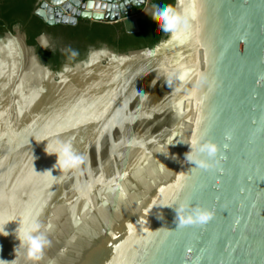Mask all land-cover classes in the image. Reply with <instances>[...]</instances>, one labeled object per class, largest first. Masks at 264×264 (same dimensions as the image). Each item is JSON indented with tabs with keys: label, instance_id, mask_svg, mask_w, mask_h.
I'll return each mask as SVG.
<instances>
[{
	"label": "water",
	"instance_id": "water-1",
	"mask_svg": "<svg viewBox=\"0 0 264 264\" xmlns=\"http://www.w3.org/2000/svg\"><path fill=\"white\" fill-rule=\"evenodd\" d=\"M195 2L182 41L103 45L95 60L90 50L57 68L20 27L0 37V217L17 219L0 235V264H12L25 216L51 241L37 264H264V0ZM152 12L150 0H36L33 15L46 25L130 20L138 31ZM181 67L184 79L169 81L164 70ZM45 137L71 140L80 169L45 174L56 159L37 142ZM194 139L220 146L218 168L185 160ZM185 200L212 219L175 228L166 204ZM16 258L32 264L23 249Z\"/></svg>",
	"mask_w": 264,
	"mask_h": 264
},
{
	"label": "clouds",
	"instance_id": "clouds-1",
	"mask_svg": "<svg viewBox=\"0 0 264 264\" xmlns=\"http://www.w3.org/2000/svg\"><path fill=\"white\" fill-rule=\"evenodd\" d=\"M152 14L159 17V27L162 33L169 34L173 41H182L187 38V29L190 26L191 20L198 14V8L195 0H192V2L176 0L175 5L160 0L154 6ZM39 43L41 47L48 48V40L44 34L39 37ZM68 51L70 52L69 59H73L78 55V52L74 49H68ZM102 54V50H91L89 57L95 60ZM71 70L69 65L66 64L64 66L65 72H70ZM164 71L167 73L169 81L173 78L183 80L186 75V70L183 67L174 70L165 69ZM225 135L226 138H231L230 133H226ZM40 141H46L44 152L49 155L54 154L56 157L52 167L43 171L52 177L53 180L56 177V175L52 174L53 169L68 173L80 169L85 161L84 155L74 148L71 140L60 139L58 137H45L37 142ZM189 146L190 150L184 154V158L186 161L194 162V167L206 171L218 168L220 159L224 158L223 153L220 151V146L214 141L194 139ZM160 152L166 155L164 151ZM161 164L166 167L163 163ZM120 179H123V177H120ZM110 183L114 185V188L110 190L118 193L119 199H126L127 191L123 185L115 180ZM166 205H175V228L186 225L203 226L214 215L213 211L209 208L194 204L190 200L180 201L178 203L173 201V203ZM14 220L17 221L15 217H0V235H8L5 226L8 222ZM41 227V223L35 216H25L22 221L18 222V226L14 230V235L19 243L14 249L15 257L11 260L12 264H19V260L16 257L20 255V249H23L24 258L27 261H31L32 264H37L44 257L45 249L51 245V241L48 238L47 231H41ZM193 264H199V258L195 259Z\"/></svg>",
	"mask_w": 264,
	"mask_h": 264
},
{
	"label": "trees",
	"instance_id": "trees-1",
	"mask_svg": "<svg viewBox=\"0 0 264 264\" xmlns=\"http://www.w3.org/2000/svg\"><path fill=\"white\" fill-rule=\"evenodd\" d=\"M36 0H0V37L14 26H20L25 33L26 42L35 47L38 57L51 68L68 62L70 64L84 58L92 49L107 46L116 52L150 48L157 44L166 33L159 27L160 19L153 14L137 21L138 31H134L131 21L104 22L78 18L74 25H46L33 15ZM160 0H150L154 6ZM173 4L174 0H164ZM44 34L50 44L40 48L36 38ZM68 49H74L78 55L69 59Z\"/></svg>",
	"mask_w": 264,
	"mask_h": 264
},
{
	"label": "flooded vegetation",
	"instance_id": "flooded-vegetation-1",
	"mask_svg": "<svg viewBox=\"0 0 264 264\" xmlns=\"http://www.w3.org/2000/svg\"><path fill=\"white\" fill-rule=\"evenodd\" d=\"M131 26L133 27L132 23H131ZM14 27H20V26L16 25V26H14ZM14 27H13V28H14ZM20 29H21V28H20ZM12 30H13V29H12ZM49 43H50V41H49Z\"/></svg>",
	"mask_w": 264,
	"mask_h": 264
}]
</instances>
